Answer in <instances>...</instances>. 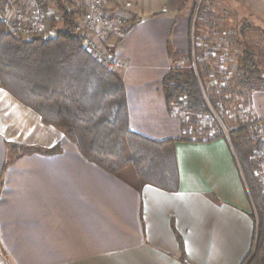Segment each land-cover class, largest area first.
Here are the masks:
<instances>
[{
	"label": "crops",
	"instance_id": "1",
	"mask_svg": "<svg viewBox=\"0 0 264 264\" xmlns=\"http://www.w3.org/2000/svg\"><path fill=\"white\" fill-rule=\"evenodd\" d=\"M208 1L217 9L208 17L222 21L215 29L209 22L224 47L215 51L220 71H227L234 41L264 59V0ZM197 2L134 0V25L118 48L130 128L153 140L182 135L163 79L174 66L171 54L194 50ZM205 26L198 25L200 46L211 37ZM249 101L252 117L264 120V90ZM56 146L60 153L20 155ZM176 155L177 193L140 188L135 172L115 176L90 163L62 131L0 87V264H243L258 221L226 134L177 143Z\"/></svg>",
	"mask_w": 264,
	"mask_h": 264
},
{
	"label": "trees",
	"instance_id": "2",
	"mask_svg": "<svg viewBox=\"0 0 264 264\" xmlns=\"http://www.w3.org/2000/svg\"><path fill=\"white\" fill-rule=\"evenodd\" d=\"M205 44L199 45L196 24L194 50L185 57L187 66H173L163 79L169 112L184 113L178 139L157 141L130 128L121 75L94 60L75 35L61 33L49 41L24 40L0 23V87L38 114L44 125L62 131L90 163L115 176L132 167L140 188L149 186L177 193L180 170L176 144L211 143L225 139L227 130L258 221L252 251L243 264H264V191L253 160L256 146L245 122L239 120L238 126L231 127L224 117L229 113L228 105L238 96L244 97L243 104L249 110L248 94L264 90V68L254 52L234 41V46L241 49L234 70L227 67L221 72L216 45L208 41ZM222 54V50L218 52ZM171 57L176 63L177 56ZM210 80L215 87H221L219 93L209 92ZM248 116L252 120L251 112ZM61 151L60 146L47 150L23 148L20 155H53ZM252 217L256 220L254 214ZM176 236L184 257L183 242Z\"/></svg>",
	"mask_w": 264,
	"mask_h": 264
},
{
	"label": "built area",
	"instance_id": "3",
	"mask_svg": "<svg viewBox=\"0 0 264 264\" xmlns=\"http://www.w3.org/2000/svg\"><path fill=\"white\" fill-rule=\"evenodd\" d=\"M133 6L134 0H0V23L24 40L75 35L94 60L118 73L123 67L118 48L133 28ZM243 122L256 146L253 160L264 191V120L246 117Z\"/></svg>",
	"mask_w": 264,
	"mask_h": 264
},
{
	"label": "rangeland",
	"instance_id": "4",
	"mask_svg": "<svg viewBox=\"0 0 264 264\" xmlns=\"http://www.w3.org/2000/svg\"><path fill=\"white\" fill-rule=\"evenodd\" d=\"M214 10L216 12L217 9H215L214 6H212L211 3L208 0H198V2L196 4V8H195V13L193 15V20H192L193 21L192 22V36L194 35L193 34V26H195V22L199 25L200 22L206 21L208 23V26L207 27L205 26V28H206L205 32L210 33V34L212 32V29L222 27V25H221L222 24L221 17H219V18L218 17H215V18L208 17V15ZM217 14H216V16H219V15L221 16L222 15L219 11H217ZM209 22H212V25H211L212 29L209 26L210 25ZM224 26L225 25L223 23V28H224ZM213 36L214 35L211 34V37H209L208 40H206V41H208L211 46L216 44L217 45L216 47L218 49H220L222 47L221 46V42L220 41L219 42L216 41ZM206 41L203 44H205ZM248 45H250V43H248ZM218 49H216V50H218ZM227 52L231 55L230 59L227 62L228 63V67H232V69L234 70L233 66H234V64L236 62V56L241 52L240 48L233 45L232 49H228ZM258 59H259V62L261 64V66H263L264 65V59L261 58V57L258 58ZM218 60L221 61L220 58H218ZM175 61H176V63H174V66L181 67V68L186 67L187 64H188L185 57L184 58L176 57ZM220 64H221V62H220ZM207 84H208L209 92H214V93L215 92L216 93L220 92L219 88H221V87L219 85H218V87L217 86L215 87V85L211 83V80ZM221 86H223V85H221ZM249 96H250V94H248V99H249ZM244 101H245L244 97H239L238 96L235 99V102H233L232 104L228 105V111L227 112H229L230 114L229 113H228V115L224 114L225 115L224 117L226 118V120H225L226 123L229 124L231 127L238 126L239 125V120H241V123H243V121L246 120V117L250 113V110L246 109L245 105L243 104ZM242 110L243 111L245 110V113H242ZM176 113H177L176 116H178L179 118H184V115H183L184 113L182 111L178 110V111H176ZM227 116H228L229 119L227 118ZM242 118H244V119H242ZM248 119H251V118H248ZM226 136H228L227 133H226ZM228 138H229V136H228ZM129 170L134 172V169L132 167H130ZM254 211H255V214H256L255 207H254Z\"/></svg>",
	"mask_w": 264,
	"mask_h": 264
}]
</instances>
